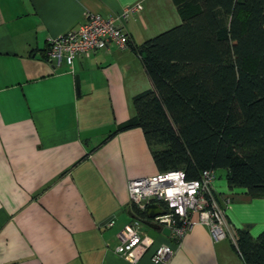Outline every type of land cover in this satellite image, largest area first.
Returning a JSON list of instances; mask_svg holds the SVG:
<instances>
[{"label":"crops","instance_id":"0c3cea01","mask_svg":"<svg viewBox=\"0 0 264 264\" xmlns=\"http://www.w3.org/2000/svg\"><path fill=\"white\" fill-rule=\"evenodd\" d=\"M136 1L140 10L118 22L126 48L108 45L70 65L45 56L47 40L85 13L112 16ZM179 21L171 0H0V264H155L159 244L173 248L165 264H243L233 231L260 232L264 200L215 178L221 237L193 223L176 247L143 228L152 244L135 263L114 252L132 218L128 180L158 171L139 128L107 135L133 114L131 97L151 87L132 47Z\"/></svg>","mask_w":264,"mask_h":264},{"label":"trees","instance_id":"16d2710c","mask_svg":"<svg viewBox=\"0 0 264 264\" xmlns=\"http://www.w3.org/2000/svg\"><path fill=\"white\" fill-rule=\"evenodd\" d=\"M171 1L179 23L132 47L151 87L107 138L137 127L158 172L222 169L229 189L264 200V0ZM233 233L241 262L264 264V228Z\"/></svg>","mask_w":264,"mask_h":264},{"label":"built area","instance_id":"2783aa9c","mask_svg":"<svg viewBox=\"0 0 264 264\" xmlns=\"http://www.w3.org/2000/svg\"><path fill=\"white\" fill-rule=\"evenodd\" d=\"M140 8L141 4L136 1L124 5L118 14L112 16L85 13L84 20L76 27L47 40L45 56L55 60L56 64L63 61L70 65L75 57L88 56L108 45L118 49L126 48L129 36L118 22L126 20ZM213 178L212 169L202 170L196 179H186L181 170H169L130 179L126 187L129 202L138 210L144 211L145 206L153 202L160 206L162 214L144 219L159 228L167 227L168 236L178 247L193 223L207 226L218 237L223 235L219 226L221 210L211 191ZM106 225H111V222ZM116 239L114 252L132 263L152 244V238L145 234L143 222L138 217H132L121 227L116 233ZM172 253L171 246L159 244L152 249L149 259L155 264H165Z\"/></svg>","mask_w":264,"mask_h":264},{"label":"water","instance_id":"95a60500","mask_svg":"<svg viewBox=\"0 0 264 264\" xmlns=\"http://www.w3.org/2000/svg\"><path fill=\"white\" fill-rule=\"evenodd\" d=\"M74 82H75V91L76 93H78L79 91V81H78V76L74 75ZM144 213L146 215V217L151 218L153 216H155L156 214H162L163 210L160 208V206L157 203H148L145 206L144 209ZM144 224L152 229H157L161 232V234H163L164 236H168L169 235V229L167 227H161L159 228L156 225H153L151 223H149L148 221H145Z\"/></svg>","mask_w":264,"mask_h":264},{"label":"rangeland","instance_id":"374dc122","mask_svg":"<svg viewBox=\"0 0 264 264\" xmlns=\"http://www.w3.org/2000/svg\"><path fill=\"white\" fill-rule=\"evenodd\" d=\"M214 176H215V180L216 181H220V182H223V181H225L224 180V171L222 170V169H217V170H215V172H214ZM256 210V211H255ZM249 211L250 210H248V211H246V213H245V211H242V212H239V214L240 215H245V214H249ZM253 212V213H252ZM252 212L250 213L251 215H255V217L256 218H260L261 216L259 215V212L257 211V209H255V208H253L252 209ZM148 233H152L153 231L151 230V228L150 227H148V226H146V225H144V227H143Z\"/></svg>","mask_w":264,"mask_h":264}]
</instances>
